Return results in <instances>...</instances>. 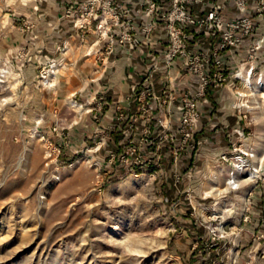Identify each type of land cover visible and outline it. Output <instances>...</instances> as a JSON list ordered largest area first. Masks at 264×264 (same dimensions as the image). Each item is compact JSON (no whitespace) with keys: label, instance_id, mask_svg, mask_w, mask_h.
<instances>
[{"label":"rangeland","instance_id":"obj_1","mask_svg":"<svg viewBox=\"0 0 264 264\" xmlns=\"http://www.w3.org/2000/svg\"><path fill=\"white\" fill-rule=\"evenodd\" d=\"M38 2L0 0V264H264V12L260 50L232 51L214 99H199L193 148L171 111L116 147L64 97L62 55L37 51ZM127 148L150 165L108 163Z\"/></svg>","mask_w":264,"mask_h":264},{"label":"built area","instance_id":"obj_2","mask_svg":"<svg viewBox=\"0 0 264 264\" xmlns=\"http://www.w3.org/2000/svg\"><path fill=\"white\" fill-rule=\"evenodd\" d=\"M88 4V7L81 6L82 13L76 20L78 26L84 28L92 20H97L98 36L106 38L110 45L117 40L121 45L127 43L138 46L139 32L149 38L152 31L160 25L163 26L166 32L164 66L170 70L180 60L179 69L188 74L191 82L182 90L175 111L171 105L176 99V90L171 84L162 90L160 96L154 95L151 85H145L139 95L149 96L150 100L142 101L140 110L146 123L154 118L155 102L165 103L167 113L177 112L179 119L176 130L179 132L181 144L190 148L194 147L191 141L198 130L201 113L199 99H206L211 86H217L218 82L225 79L223 68L231 52L241 50L253 57V53L262 47L263 37H259L257 33L261 31L264 0H137L143 17L140 25L135 24L130 10L116 0H89ZM96 5L101 6L100 12L94 9ZM116 27L119 29L114 32ZM153 71L154 69H150L148 72L149 78ZM166 75H170V71ZM246 75L250 78V71ZM235 79L243 80L242 76ZM116 119L121 122L123 116ZM132 127L130 125L129 128ZM146 131L145 128L144 132ZM132 142L128 140V143ZM135 151L136 149L127 148L123 155L110 154L108 163L111 164L116 159L126 168L131 167L132 171L135 168L137 173L136 171L148 167L150 162H131L126 158V155H132ZM243 155L244 160L247 156H252L245 152ZM236 161L241 164V168L235 164L236 170L230 172L227 180L230 189L240 186L238 175L242 171L243 161L240 156ZM248 170H251L247 173L248 181L256 184L262 180L254 167ZM96 177L102 178L101 172Z\"/></svg>","mask_w":264,"mask_h":264},{"label":"crops","instance_id":"obj_3","mask_svg":"<svg viewBox=\"0 0 264 264\" xmlns=\"http://www.w3.org/2000/svg\"><path fill=\"white\" fill-rule=\"evenodd\" d=\"M88 2L89 0H40L32 14L37 40L33 44L38 52H46L48 59L49 55H62V69L65 72L63 83L66 87L64 97L72 101L75 99L84 107L79 114L84 118L79 121H82L85 130L99 133L111 131V127L115 126L110 136H107L109 142L117 147L121 145V139L130 125L146 128L140 108L142 101L150 100V97L139 95L145 85H151L154 95L160 96L162 90L171 84L176 90V99L171 105L175 111L182 90L191 80L179 69L180 60L172 67L170 75L165 74L163 54L166 49V32L162 25L152 31L149 38L139 32L138 46L127 43L121 45L117 40L110 45L106 38L98 36L97 20H92L84 28L78 26L77 11L82 13L81 6L88 7ZM116 2L130 10L136 25L142 23L143 17L137 0ZM67 7H71L73 11L70 12ZM100 8V5H96L94 9L99 11ZM115 29L119 28H114V32ZM39 35L43 39H38ZM150 68L155 70L149 78ZM56 71L55 68L54 72ZM214 96V93H208L207 98L214 99ZM72 101L70 104L74 105ZM155 109L156 114L166 116L165 103L155 102ZM120 115L123 116L121 122L116 119ZM200 130L201 128L197 131Z\"/></svg>","mask_w":264,"mask_h":264},{"label":"bare ground","instance_id":"obj_4","mask_svg":"<svg viewBox=\"0 0 264 264\" xmlns=\"http://www.w3.org/2000/svg\"><path fill=\"white\" fill-rule=\"evenodd\" d=\"M53 72H54V70H53ZM244 75H242V77H243ZM245 76L247 77V75L245 74ZM248 78V77H247ZM249 79V78H248ZM248 79H245L246 80V82L248 83ZM263 80V79H262ZM261 79H260V84L259 85H263V81H262ZM244 81V80H243ZM259 81V80H258ZM240 168V167H239Z\"/></svg>","mask_w":264,"mask_h":264},{"label":"trees","instance_id":"obj_5","mask_svg":"<svg viewBox=\"0 0 264 264\" xmlns=\"http://www.w3.org/2000/svg\"><path fill=\"white\" fill-rule=\"evenodd\" d=\"M138 173V172H137Z\"/></svg>","mask_w":264,"mask_h":264}]
</instances>
